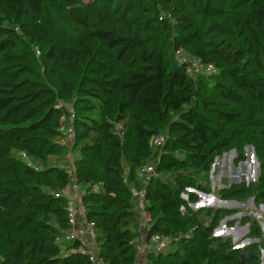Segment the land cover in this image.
Listing matches in <instances>:
<instances>
[{
	"label": "trees",
	"instance_id": "obj_1",
	"mask_svg": "<svg viewBox=\"0 0 264 264\" xmlns=\"http://www.w3.org/2000/svg\"><path fill=\"white\" fill-rule=\"evenodd\" d=\"M71 1L83 6L69 11L81 27L75 39L48 35L39 22L47 0H0V218L17 229V237L0 232V264H91L77 251L79 242L64 243L63 254L58 241L69 221L68 199L57 193L73 181L59 129L61 116L71 113L58 104L60 95L75 111L82 151L76 178L101 186L83 200L104 264H137L142 233L134 189H146V211L153 214L147 237L182 231L179 193L192 184L191 172L209 174L216 157L242 139L251 141L260 161L256 198L264 202V0H156L152 10L142 9L146 0ZM160 8L174 22L161 19ZM176 49L218 72L191 73L175 58ZM166 123L171 152L152 153ZM180 151L183 158L175 155ZM147 164L190 171L191 179L145 184L138 172ZM208 183L200 185L205 192ZM229 194L241 197L233 189ZM224 211H205L212 219L185 240L184 258L151 251L145 264H198L199 256V264H253L252 252L243 258L230 239L214 236Z\"/></svg>",
	"mask_w": 264,
	"mask_h": 264
},
{
	"label": "rangeland",
	"instance_id": "obj_2",
	"mask_svg": "<svg viewBox=\"0 0 264 264\" xmlns=\"http://www.w3.org/2000/svg\"><path fill=\"white\" fill-rule=\"evenodd\" d=\"M155 1L146 0V3L143 1L142 9L152 10ZM81 5H74L71 0H47L44 12L39 17V22L49 33L50 37L61 35L68 39H75L81 32V27L70 18L69 11L72 8H83ZM160 17L169 18L174 22L169 12L162 8H160ZM37 61L40 63L39 68L43 71L44 66L41 64L40 58L37 57ZM52 81L56 84L55 79H52ZM58 104L69 113L75 112L73 101L66 100L61 95ZM235 125L236 123L231 124L229 127L232 128ZM160 135L164 138V144L159 147L151 143L152 153L156 151L171 152V144L168 143L170 137L168 123L161 129ZM119 137L124 139V132H121ZM128 141L132 142L131 139H128ZM67 147L68 157L71 161L68 169L74 171L76 166L75 161L82 156V151L76 146L75 137L68 143ZM255 154V147L251 141L242 139L238 146L232 147L216 157L209 174L200 171L191 172L195 177L191 179L186 176L190 171L188 172L184 169L174 170V172L156 170L151 173L148 180L150 178L170 180L176 176H180L188 180L191 179L192 183L186 187L185 191L179 193L181 201L184 202L180 208V219L185 220V227L182 231H175L173 234L168 235L170 237V246L165 254L176 253L179 260L184 258V256H181V246L185 243V240L194 237L199 226L206 225L212 219V216H208L205 211L209 208L216 210L223 208L225 209L223 212L225 215H223L224 217H220V214L217 216V228L215 229L214 236L230 239L234 246L239 248L243 254L252 252L253 254L249 256L248 260L253 264H264V202L256 198L257 191L263 185V178L261 177L260 161L257 155L255 159ZM175 155L177 158H183L184 153L180 151ZM50 162L58 163L56 157L52 155L50 156ZM124 165L125 177L127 178L128 167L126 161H124ZM151 165L155 166L154 164ZM206 180L209 181V192H205L200 186ZM131 187L133 188L134 186ZM140 189V187L134 189V195H137ZM232 189L240 193L241 197H232L229 194L232 192ZM146 214L148 219L153 218L152 213L146 211ZM189 217L191 218L187 219ZM0 232L17 237V229L14 226L7 225L2 218H0ZM61 245L63 254L67 253L65 244ZM199 251L201 252L202 248ZM145 257L138 258L137 264H145ZM197 262L198 264L202 262L201 256H199Z\"/></svg>",
	"mask_w": 264,
	"mask_h": 264
},
{
	"label": "built area",
	"instance_id": "obj_3",
	"mask_svg": "<svg viewBox=\"0 0 264 264\" xmlns=\"http://www.w3.org/2000/svg\"><path fill=\"white\" fill-rule=\"evenodd\" d=\"M36 51L37 54H40L41 52L38 47H36ZM175 56L178 62L180 64L186 65L188 71L191 73L209 75L216 71L214 64L204 63L198 57L190 55L183 49H176ZM74 117V114L71 113L70 116L64 114L60 118L59 129L62 134L65 135L67 145L75 136V127L73 124ZM116 132L119 134L123 132V126L116 125ZM153 143L160 147L164 144V138L159 135L153 140ZM19 154L29 166L38 169V166L25 151H20ZM155 171V166L147 164L141 170H139L138 177L143 179L144 183L146 184L151 173ZM70 172L73 176L72 183L57 193V195H63L68 199L67 212L69 221V227L66 230L65 236L60 238L58 241L62 244L68 242H79L77 251L88 255L91 264H104L99 257V247L97 241L98 233L95 229V222L87 218L86 206L83 200L84 195L87 193H98L101 190V186L99 184L90 186L81 184L77 180L75 172ZM145 198L146 189L142 187L140 190H138L136 195L137 216L139 228L142 233L136 242L138 258L145 256L151 251L156 253H165L170 246V237L168 235L157 232L147 237L146 231L149 227V219L145 210Z\"/></svg>",
	"mask_w": 264,
	"mask_h": 264
},
{
	"label": "water",
	"instance_id": "obj_4",
	"mask_svg": "<svg viewBox=\"0 0 264 264\" xmlns=\"http://www.w3.org/2000/svg\"><path fill=\"white\" fill-rule=\"evenodd\" d=\"M255 159H256V154H255ZM203 193H204V192H203ZM215 231H216V230H215ZM248 255H249V253H244V254H243V258H247Z\"/></svg>",
	"mask_w": 264,
	"mask_h": 264
},
{
	"label": "crops",
	"instance_id": "obj_5",
	"mask_svg": "<svg viewBox=\"0 0 264 264\" xmlns=\"http://www.w3.org/2000/svg\"><path fill=\"white\" fill-rule=\"evenodd\" d=\"M142 235V234H141Z\"/></svg>",
	"mask_w": 264,
	"mask_h": 264
}]
</instances>
